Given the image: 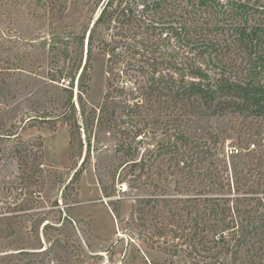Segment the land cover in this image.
I'll return each instance as SVG.
<instances>
[{"label": "trees", "instance_id": "16d2710c", "mask_svg": "<svg viewBox=\"0 0 264 264\" xmlns=\"http://www.w3.org/2000/svg\"><path fill=\"white\" fill-rule=\"evenodd\" d=\"M17 6L37 20L78 15L66 76L80 69L82 93L93 59L105 55L102 101L87 107L79 97V125L74 104L58 119L72 135L82 127L88 140L115 138L122 169L143 168L132 177L143 196L131 214L149 216L144 244L167 254L165 264L179 254L184 264H264V0H0V15ZM6 140L0 158L16 180L9 195L0 190V240L16 234L44 186L29 142L13 130ZM171 179L168 196L162 183Z\"/></svg>", "mask_w": 264, "mask_h": 264}, {"label": "rangeland", "instance_id": "374dc122", "mask_svg": "<svg viewBox=\"0 0 264 264\" xmlns=\"http://www.w3.org/2000/svg\"><path fill=\"white\" fill-rule=\"evenodd\" d=\"M74 23H80L78 15L59 21L37 20L22 6L0 15V151L6 150L10 131H18L29 142L30 160L39 164L40 181H44L43 189L33 194V208L20 218L16 234L0 240V263L165 264L168 255L142 241L150 230L149 216L139 220L131 214L143 193L131 187L132 177L143 168L122 169L126 156L115 150V138L107 136L97 143L94 135L87 139L82 127L72 135L69 125L58 119L74 104V115L81 124L79 97L87 107L95 106L105 90V55L93 59L85 92V82L77 79L80 69L72 82L66 76L77 52L71 53L75 46L66 45ZM78 59L81 68L86 60V38ZM14 65L15 70L11 69ZM60 74L63 78L58 82L50 79ZM32 117L35 125L28 126ZM225 120L220 119L222 125ZM232 140L225 141L227 156L233 149ZM142 153L133 159L138 161ZM0 163V190L9 195L6 188L16 180V168L1 158ZM121 179L125 181L119 183ZM162 186L166 195H174L173 179ZM173 260L184 264L182 254Z\"/></svg>", "mask_w": 264, "mask_h": 264}]
</instances>
